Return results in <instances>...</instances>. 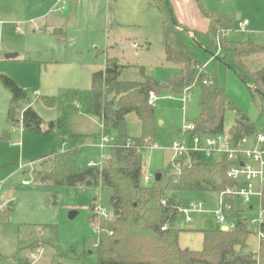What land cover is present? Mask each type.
Listing matches in <instances>:
<instances>
[{
  "label": "rangeland",
  "instance_id": "374dc122",
  "mask_svg": "<svg viewBox=\"0 0 264 264\" xmlns=\"http://www.w3.org/2000/svg\"><path fill=\"white\" fill-rule=\"evenodd\" d=\"M57 1L0 0V76L11 78L24 89L27 102L43 120V131L48 130L51 121L65 119L64 130L56 129L47 135L36 134L23 124H9L12 95L0 82V264H22L38 243L45 249L39 264H82L85 243L96 237L95 221L91 220L94 199L106 203L100 189L39 183V176L50 167L51 158L43 159L48 154L76 150L78 170L88 165L100 166L104 161L100 119L62 105L49 107L46 99L63 97L71 90H91L92 77L105 69L108 56H116L133 66L123 72L124 82H144L150 76L163 83L172 74L162 43L164 16L150 0H67L64 12L56 10ZM204 3L220 14L235 19L241 16L240 21L234 22L233 40L240 41L248 33L256 43H264V0H204ZM145 41L151 44L148 51L133 46V42L144 45ZM112 46L115 49L109 48ZM7 54L18 57L6 60ZM198 55L206 63V55L201 51ZM254 60L253 68L260 59ZM207 73L215 77L229 101L264 135V117L249 87L222 65L211 64ZM199 95L198 89L191 92L192 102L185 110L181 103L183 94L158 95L154 107L157 148L144 153L143 174L160 173L166 177L167 172L178 173V166L189 164L186 159L173 162L174 154L169 147L184 124L198 118ZM235 120V112L226 113V132ZM126 122L128 136L141 137L137 115L129 114ZM111 135L117 140V132L112 131ZM170 195L166 191V196ZM178 197L185 204L192 201L205 204V213L193 215V223L185 225L181 220L176 224L184 230L180 233V246L200 251L203 248L200 231L220 228L215 216L219 194L180 192ZM72 212L77 213L74 219L70 218ZM251 215L258 217L259 210L255 209ZM251 230L248 249L255 253L260 241L253 227ZM87 262L95 264V253Z\"/></svg>",
  "mask_w": 264,
  "mask_h": 264
},
{
  "label": "trees",
  "instance_id": "16d2710c",
  "mask_svg": "<svg viewBox=\"0 0 264 264\" xmlns=\"http://www.w3.org/2000/svg\"><path fill=\"white\" fill-rule=\"evenodd\" d=\"M151 2L164 16L163 44L167 62L179 66L180 70L163 83L150 76L144 82H124L120 80L119 69L122 66L117 60L107 59L105 69L94 73L91 90H71L63 97L46 99L49 107L62 105L97 117L104 135L113 137L112 131L118 135L117 140L113 137L116 141L109 150L104 151V161L100 166L88 165L78 170L76 150L46 155L43 159L51 158L50 167L39 176L38 181L61 187L100 189L104 194V205L113 212L115 219L104 222L100 235L85 243L82 264H90L87 259L93 253L96 255L95 264H264V238L258 252L251 253L248 240L252 230L244 222H239L233 231H200L203 235L200 251L180 246V233L184 230L178 229L176 224L178 209L183 202L178 193L219 194L232 188L234 182L228 176L225 157L213 162L194 157L180 172H167L166 177L162 175V180L154 181L151 186L142 183L146 152L144 139L155 137L154 107L148 103L151 93L181 95L187 89H198L199 116L195 124L199 133H225L226 113L233 111L236 120L230 133L235 139L258 134L255 124L229 101L215 77L207 73V67L210 63L222 64L234 72L252 91L260 115L264 117V67L253 72L244 63L246 58L264 55V43L231 41L229 33L233 31V19L221 15L214 8H207L204 0L197 2L210 21L206 33L191 31L180 25L170 3L165 0ZM172 17L177 25L173 24ZM199 51L207 56L209 63L200 59ZM0 82L12 95L7 116L9 124L30 125L29 130L39 135L53 133L56 129L64 130L65 119L61 118L51 121L48 130L43 131V120L27 102L24 89L7 76H0ZM23 104L26 106L23 107ZM132 113L137 115L142 126V135L138 138L127 134L126 117ZM166 191L171 195L166 196ZM162 199H167V205L161 204ZM98 201L96 197L94 204ZM228 202L234 206L232 198H228ZM262 203L264 209V193ZM239 209L244 211L243 207ZM91 220L94 222L93 216ZM163 228L166 229L163 231Z\"/></svg>",
  "mask_w": 264,
  "mask_h": 264
},
{
  "label": "built area",
  "instance_id": "2783aa9c",
  "mask_svg": "<svg viewBox=\"0 0 264 264\" xmlns=\"http://www.w3.org/2000/svg\"><path fill=\"white\" fill-rule=\"evenodd\" d=\"M66 5V0H58L56 10L64 12ZM191 92L190 89H187L183 93L181 103L184 110L192 102ZM158 100L159 96L151 93L148 103L151 107H155ZM115 141L113 137L103 135L100 147L106 151ZM144 145L146 151H153L157 148L152 137H146ZM169 149L174 154L173 162L186 159L190 164L194 157H201L208 162H213L225 157L228 163V176L234 182V186L219 193V209L215 212L216 221L225 231H233L239 222H244L251 229L254 228V233L260 242L263 240L264 135L262 133L237 140L229 132L220 135L201 134L198 132L195 122H186ZM181 168L178 166L179 172ZM154 175L153 173L143 174V185L151 186L155 181ZM24 184L29 185V182L25 181ZM228 198L234 200V206L228 202ZM256 199L258 202L255 201ZM95 204L92 208V215L95 221L94 233L98 236L102 232V224L114 221L115 217L113 212L100 201ZM161 204L167 205V199H162ZM239 207H243L244 211H241ZM255 209L259 210L258 217L251 215ZM205 211L204 202L183 203L178 209V222L181 223L183 220L185 225L191 224L194 222L193 215L205 213ZM233 211L235 212L234 216H230ZM109 235L111 236L112 233ZM44 254V247L37 245L22 261V264H39Z\"/></svg>",
  "mask_w": 264,
  "mask_h": 264
},
{
  "label": "crops",
  "instance_id": "0c3cea01",
  "mask_svg": "<svg viewBox=\"0 0 264 264\" xmlns=\"http://www.w3.org/2000/svg\"><path fill=\"white\" fill-rule=\"evenodd\" d=\"M170 1H171L170 4H171V7L173 9V13L175 15V18L177 19V22L180 25L186 27L187 29H189L191 31H197V32H202V33H206L209 30L210 21L201 12L197 0H170ZM57 2H56V4H57ZM150 2H151V0H150ZM151 5L156 10H158L152 4V2H151ZM55 8H56V5H55ZM221 15H224V14H221ZM225 16H227V15H225ZM230 18L233 19V30H234V24H235L234 22L240 21L241 20V16H239V19L238 18L235 19L233 17H230ZM162 29H163V23H162ZM232 33H233V31L231 33H229V38L233 42H255L256 43L255 38H253L248 33H245L244 34V38L242 40H240V41L239 40H233L231 38ZM123 42L124 41H121L120 44L122 45ZM162 43H163V39H162ZM133 46L136 47L139 51H148V50H150L151 44L148 41H145L144 45L142 43L138 44L137 42H133ZM109 48L115 49L114 46L109 47ZM163 48H164V52H165V60L167 62V56H166V51H165L164 44H163ZM258 58L260 60H258L259 62H257V66L255 68H253V63H255V60L254 59H258ZM107 59L117 60V62L119 63V65L122 66V68L119 69V72L121 73V77H122L123 72L126 69H129V68H132L133 67L129 63L122 62L116 56L115 57H109L108 56ZM13 60H15V59H13ZM167 63H169V62H167ZM206 63H209L208 58H207ZM244 63H245V65L251 71H253V72L259 71V70H261L264 67V55H257V56H253V57L246 58L244 60ZM169 64L172 65V68H171L172 74L171 75L175 74L176 72H178L180 70V67L179 66H177L175 64H172V63H169ZM211 64H215V63H210L208 66H210ZM216 65H222V64H216ZM222 66H224V65H222ZM121 77H120V80H121ZM125 82H127V81H125ZM225 132H226V130H225ZM229 133H230V131H229ZM219 229H222V228L220 227ZM257 252H258V250L255 253H253V254H256Z\"/></svg>",
  "mask_w": 264,
  "mask_h": 264
},
{
  "label": "water",
  "instance_id": "95a60500",
  "mask_svg": "<svg viewBox=\"0 0 264 264\" xmlns=\"http://www.w3.org/2000/svg\"><path fill=\"white\" fill-rule=\"evenodd\" d=\"M165 1H166V3H169L168 0H165ZM238 19H239V17H238ZM172 22H173V24L177 25V22L175 21V19L173 17H172ZM194 44L198 48H201L197 42L194 41ZM16 58H17V54H7V55H5V59L6 60H13V59H16ZM26 128H30V125H26ZM154 178H155V181L160 182L162 180V174L157 173V174L154 175ZM76 216H77L76 212L70 213V218L71 219H74Z\"/></svg>",
  "mask_w": 264,
  "mask_h": 264
}]
</instances>
